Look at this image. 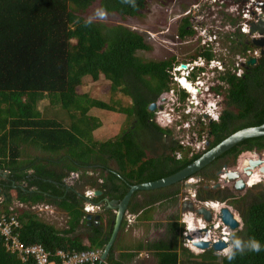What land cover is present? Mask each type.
Segmentation results:
<instances>
[{
	"label": "trees",
	"instance_id": "16d2710c",
	"mask_svg": "<svg viewBox=\"0 0 264 264\" xmlns=\"http://www.w3.org/2000/svg\"><path fill=\"white\" fill-rule=\"evenodd\" d=\"M96 3L102 12L116 15L120 22L108 24L84 18L83 14ZM146 7L147 0H0V196L3 200L0 216L9 213L8 208L14 201L26 206L13 211L21 225L20 240L25 244H41L50 251L103 250L111 235L114 214L105 211L106 226H94L91 221L89 227L84 226L85 214L81 210L84 185L88 190L101 192L100 196L90 198L91 202L105 197L119 200L127 185L168 176L200 156L191 148L187 156V147L164 140L170 133L153 122L154 112L148 111L147 106L156 101L163 103L172 84L169 71L179 61L192 63L198 57L208 63L213 58V50L206 42L201 44L205 48H200L198 56L196 50V54L178 61L174 57L142 60L136 53L149 51L150 47L145 36L125 22L127 18L141 16ZM237 15L231 18L221 15L219 25L224 30L219 36L222 39L225 34L235 35L237 39L230 41L234 43L229 51L235 56H244L245 62L235 65L234 60L229 70L219 76L224 88L216 86L215 89L221 96L222 110L218 121L207 125L208 145L204 151L240 128L264 123V45H256L238 27L234 28L241 19ZM190 18L188 14L182 19L176 37L193 35ZM208 32L211 34V29ZM252 57L255 62L248 63ZM233 69L240 73H232ZM84 77L91 81L101 77L108 82L107 103L76 92ZM117 94L127 98L128 104L122 105ZM175 94L177 103H182L183 91ZM48 97L54 99L56 107L38 109L37 105ZM90 109L117 112L131 118L136 124L134 128L142 129L150 139L161 138V147L167 148L169 154L147 155L135 129L114 140H93L92 132L101 123L88 115ZM200 136L196 132L197 139ZM263 147L264 136L245 139L193 175L211 178L221 165L233 164L240 152L260 151ZM30 148L42 155L31 156ZM220 160L221 164H217ZM111 161L114 169L109 167ZM3 172H7L5 179L1 178ZM255 181L250 180V184ZM22 184H25L24 190L19 188ZM208 189L211 188L200 186L197 198L221 201L231 197L227 190ZM176 191L177 185L149 191L139 207L154 205V201L169 198ZM37 203L63 212L65 228L57 231L53 225L39 220L29 209ZM229 203L239 213L244 226L233 235L234 259L217 256L210 250L194 255L182 248L187 258L179 260L176 245L162 243L158 264L188 261L264 264V187H250L247 193L240 198L233 197ZM79 226L83 227V233L74 235ZM170 228L177 236L178 224L171 223ZM245 236L252 243H259L261 250L252 251V244L243 245L241 240ZM113 251L112 246L102 264H117ZM0 264H21L15 253L6 250L1 236Z\"/></svg>",
	"mask_w": 264,
	"mask_h": 264
},
{
	"label": "rangeland",
	"instance_id": "374dc122",
	"mask_svg": "<svg viewBox=\"0 0 264 264\" xmlns=\"http://www.w3.org/2000/svg\"><path fill=\"white\" fill-rule=\"evenodd\" d=\"M147 0V7L146 9L142 12L141 16L135 17V18H127L125 25L131 28L132 30H135L139 33H142L145 38V42L149 45L150 49L149 51H138L136 55L141 58L142 60H162L165 58L169 57H174L177 59H186V56H190L193 54H196V50H198V53L196 54L197 56L201 52V47L205 48V45H201L206 43L207 41H212L215 40V42H208L209 48L213 50L215 54H212L213 56H219L225 65V69L229 70V62L232 57V53L229 51L230 46L234 43H230V41L236 40V36L233 35L231 36L230 34H225L224 40L220 39V36L217 35L216 30H213L212 34H209L208 31L205 32V39L203 38V30L200 29L197 26V22L199 20V17H197L198 12H202L203 8L198 7L196 4L200 2V0ZM207 0L206 2V24H205V29L207 28L208 25H214V27L218 24H220L221 21V15H230V17H237L239 13V5L242 2H245L246 0ZM194 6L190 10L195 11V15L190 18L192 20L191 26L192 29L194 30V33L192 36L189 37H182L178 38L176 37L179 31V27L181 25V20L180 16L184 15L182 14L183 11L185 12L186 7H189V4H193ZM238 5V6H237ZM190 8V7H189ZM191 12V11H190ZM116 16V15H115ZM111 14H106L102 12L99 9L98 4H94L91 6L88 11H86L83 14V17L91 20V21H100L103 23H108V24H116L120 22L119 17H115ZM196 25V26H195ZM207 25V26H206ZM234 28H237V25L234 26ZM208 30V29H207ZM211 36H214V39L209 40L208 38H211ZM207 40V41H206ZM203 52V51H202ZM212 52V51H211ZM195 55V56H196ZM195 60H198V57L195 58ZM183 63L182 61H179ZM211 78L214 76V73L212 75H209ZM172 81V79H171ZM174 82L172 81V84L169 86V88H172L174 90V93L171 95L170 90L167 93V100L165 105L169 106L171 103H177L176 100V90L177 87L173 84ZM76 92L78 94H86L89 98L99 100L101 102L107 103L110 97L109 93V85L106 80H103L101 77H99L98 80L96 81H91L90 78L84 77L81 80V84L76 88ZM203 93H201L202 95ZM169 96V97H168ZM119 98L122 102V105H127L128 104V99L122 97L121 95L117 94L116 96ZM189 98L188 95L185 94L184 97V103H186V99ZM206 98V96H205ZM204 98V99H205ZM155 107L152 110L154 112L153 114V122H155L158 125L166 126L170 125V123L166 122L164 119L166 118V115L161 111V113L155 114L157 111L156 105L160 104L159 102H154ZM56 107V102L54 101L53 98L48 97L45 98L42 102H40L37 105V108L40 110H44V108H55ZM163 107H165L163 105ZM49 109V110H51ZM198 110V109H197ZM221 105L219 108V113L221 111ZM165 111H169V108H166ZM190 116H184L183 113H181V119H187V125L185 123H178L181 124L180 126H184V128L180 129V131L175 132L169 131L170 133L169 136L166 138H163L164 140H167L168 142L170 140L173 141H179L180 140H186L189 139L190 141L197 142L200 139H197L195 130L191 126V123L193 122L192 117H196L195 123L198 124V129L199 133L203 134L207 132V123L206 121H202L201 118L196 115V109L193 110V112H189ZM88 115L94 116L99 119L101 126L94 130L92 132V139L95 141L103 142L106 140L110 139H115L118 138L119 136L123 135L125 132L129 130H137L135 133L136 135H139V143L144 147L147 153H155L157 154L159 152V147L157 143H154L150 141V138L146 135L145 132H143L142 129L133 128V126H136L135 123H131L133 121L131 118H125L123 114L117 113V112H107V111H101L97 109H90L88 111ZM62 117V116H61ZM152 120V119H151ZM181 121V120H180ZM201 122V124H200ZM197 130V129H196ZM158 141L161 140L157 139ZM163 140V142H164ZM167 142V143H168ZM197 146H201L200 143L196 144ZM29 152L31 153V156H41L42 153L34 148H30ZM250 151H242L238 154V156L235 159V162L232 164H226V165H221L220 169L225 166L227 168H233L234 166H238V164L241 165L240 159L250 157ZM150 156V155H149ZM188 156V153H187ZM262 158L264 159V154L262 155ZM221 161H218L217 164H221ZM246 163V162H245ZM109 167L112 169L114 168L113 164L109 162ZM219 169V170H220ZM217 170L213 177H204L203 179V185L202 187L206 189V185L213 187L218 183V175ZM5 175L6 173L3 172ZM89 174V173H88ZM254 174V173H253ZM257 176V174H254ZM213 183L212 185H210ZM221 185V184H220ZM225 188L220 189L219 188H211L208 190H220V191H225L227 190L230 193V196L232 197H241L245 193H247L248 187L242 189V190H237L232 188L231 183H226L224 184ZM209 187V188H210ZM88 190V186L84 185V188H82V191L86 192ZM183 193H180L178 196L179 202H174L168 201L163 204H158V206L153 207L152 210H147L146 213H157L159 212L160 214L162 213L160 219L158 218V224L156 225V229L153 230L154 234L157 236L156 241L158 242H163L166 243L170 246H175L176 245V251L179 255V260H184L187 258L186 253H183L182 250L185 249L181 246V239H180V232H179V227L181 230V225L177 222L178 219H180L181 216V210L179 208V204H182V199L185 195L184 191ZM83 193V192H82ZM230 197V198H231ZM1 198V196H0ZM144 198V196L142 197ZM141 198V200H142ZM238 199V198H237ZM192 203V202H191ZM193 204V203H192ZM177 206L178 209V214L177 216H174L175 219L172 218V216L167 212L168 208L170 207L171 209L174 208V206ZM12 207L15 206V203L11 205ZM49 209L45 210L43 213L40 214V220L43 221L46 224L53 225L55 229L58 231L62 230L65 228V214L59 210L56 209L54 206H48ZM232 211L235 214L236 217L240 218L239 213L232 207ZM183 215V214H182ZM170 218V219H168ZM173 222H177L178 224V230L176 232L177 236H175V232L169 231L170 225ZM243 220H242V226L240 230L243 229ZM165 228V229H164ZM80 230L83 233V228L79 229L78 235H80ZM174 233V234H173ZM174 237V238H173ZM155 241V242H156ZM243 242V245H251L252 242L245 236L241 240ZM242 247H247L243 246ZM183 248V249H182ZM186 250V249H185ZM233 250V247H232ZM211 251V250H210ZM191 253V252H190ZM192 254H197V253H192ZM195 261H188L184 262V264H193Z\"/></svg>",
	"mask_w": 264,
	"mask_h": 264
},
{
	"label": "built area",
	"instance_id": "2783aa9c",
	"mask_svg": "<svg viewBox=\"0 0 264 264\" xmlns=\"http://www.w3.org/2000/svg\"><path fill=\"white\" fill-rule=\"evenodd\" d=\"M207 1V0H206ZM215 1V0H213ZM212 1V2H213ZM207 3V2H206ZM263 0H246L245 2L240 3L239 13L241 15V19L237 23V27L240 29L241 32L248 35V38H256L259 37V33L250 34V25L251 23H257L261 18H264V6L262 5ZM238 6V5H237ZM208 27L205 29V32L208 31ZM214 33V32H212ZM211 33V34H212ZM209 40L214 39V36L208 38ZM207 41V40H206ZM208 42H215V40L208 41ZM213 53V51H212ZM245 62V57L242 55H237L235 58V65H242ZM194 63V62H193ZM213 63L215 65V72L212 80L203 86V93L201 96L203 99H200L199 96L191 95L188 100H186V105L183 110V114L190 116L189 112H193L196 109V115H198L201 120L206 121L205 123L209 124L211 122H217L219 117V108H220V101L221 96L216 92V86L223 87L219 76L223 74L226 70L224 65L220 61L211 60L209 64ZM192 69V63L186 64V68L184 70H179L178 67H173L171 69V79L174 82H178L180 79L187 80V77L190 75L189 71ZM232 73L235 70H230ZM236 74L240 73V70H236ZM211 74V73H210ZM178 75V76H177ZM197 87L201 84V81L195 77L193 82ZM195 87V89H197ZM202 93V90L200 91ZM206 96V98H205ZM205 98V99H204ZM198 109V110H197ZM162 110H157L155 114L158 112L161 113ZM168 116L167 113H164ZM175 120H181V123H187V120L182 122V119L179 115L174 116ZM193 122L191 126L196 132H199L198 124L195 123L196 117H192ZM201 124V122H200ZM173 124L162 126L166 127L170 131L178 132L180 129L184 128V124ZM187 125V124H186ZM197 129V130H196ZM206 132L201 134L200 140L197 142L190 141L189 139L176 141L178 145L182 147H190L193 153H199L205 149L206 146ZM200 143L201 146H197L196 144ZM190 150L188 156L190 155ZM176 158H179V154L176 153ZM255 156V155H254ZM233 169L222 167L217 175H218V183L220 189L225 188L224 184L231 183L232 188H234V181L230 182L227 180L226 173L230 172ZM203 179L197 176H191L186 178L184 182V197L182 199V204L192 202L195 208L203 207L205 209L213 210V205H217L218 209L212 212V217L210 221H206L198 216L196 213L191 211H185L182 214V222H185L184 229L182 231V242L181 245L184 248H192L199 252H204L206 250H210L211 246L222 241L227 246L219 251H212L217 256H227L226 250L232 248L231 247V234L235 231L231 230L226 224L223 223L222 219L220 218L221 209L228 208L232 210L231 206H229V200H232L233 197L226 199L222 202L211 200H199L197 198V191L202 186ZM211 183L210 185H212ZM221 184V185H220ZM207 188L210 186L206 185ZM213 188V187H210ZM235 189V188H234ZM91 190H87L83 193L85 198L90 199L93 197ZM3 200L0 198V203ZM50 205H33L30 207V210L35 209H42L48 208ZM19 208H26V206L18 203ZM98 208V207H96ZM93 206L88 205V207H83V211L86 213L92 212ZM10 211L13 210L10 208ZM129 218V216H127ZM197 224L196 225V222ZM190 221L192 226L195 228H203V230H199L195 234L190 233ZM21 228L20 222L18 221L17 217L13 213L9 214H2L0 216V236L4 240V246L7 251L11 253H15L18 258L20 259L21 264H96V262L100 261V256L102 254V250L100 249H86L80 251H67L64 249H57L55 251H50L45 249L41 244H25L20 240L19 229ZM198 240L200 241H207L209 247L207 249H201L195 246V242Z\"/></svg>",
	"mask_w": 264,
	"mask_h": 264
},
{
	"label": "water",
	"instance_id": "95a60500",
	"mask_svg": "<svg viewBox=\"0 0 264 264\" xmlns=\"http://www.w3.org/2000/svg\"><path fill=\"white\" fill-rule=\"evenodd\" d=\"M264 6V2L262 3ZM250 34L259 33L261 34V37L258 38H252V41L259 46L264 45V18H261L257 23H251L250 25ZM261 52H263V49H261ZM248 63H254L255 58L252 57L248 61ZM179 69H184V65H179ZM154 109V103H151L147 106L148 111H152ZM258 136H264V123L256 126H247L244 128H240L227 137H225L223 140H221L219 143H217L215 146L201 154L197 159L183 167L182 169L159 179L149 181V182H143L138 183L134 185H127L128 189L125 192V194L122 196L120 200H107L104 199V206L101 210H111L113 211L114 218H113V226L110 238L105 245L103 252L100 256V261L98 264H101L104 262L105 258L107 257L109 250L111 249L112 245L115 242L116 236L120 230L121 223L124 219L125 211L127 209L130 197L138 191H151L156 190L164 187H168L170 185H173L177 182L182 181L183 179H186L188 177H191L193 174L198 172L203 167L210 164L213 160H215L218 156L229 150L231 147L236 145L237 143L248 139L252 137H258ZM254 153L255 150H252ZM261 159H250L249 165L246 167H243V173L245 175H250L252 173L253 168H259V171L264 174V165L262 164ZM225 168V166H223ZM218 173V172H217ZM227 180L232 182L234 181V188L237 190H242L246 188L244 180L240 177V172L237 170L230 171L226 173ZM186 187V186H184ZM213 188H219V184H216L213 186ZM68 189V186H65V190ZM77 196H79V193H76ZM93 197H97L101 195V192L98 190H94L92 192ZM84 197V203L86 205L93 206L92 212L87 213L84 215L83 219L85 220L84 225L88 226L90 224L91 219L95 221L96 224L99 222V204L101 201H97L96 203L91 202L90 199ZM103 200V199H102ZM98 207V208H96ZM195 211L197 214L201 215L206 221H210L211 219V212L204 209V208H198L195 210L194 205L191 202L182 204V211ZM220 218L222 219L223 223L226 224L231 230H240V220L234 217L233 213L228 208L221 209V215ZM233 237V236H232ZM231 239V243H232ZM198 248L201 249H207L209 247V244L206 242H197L194 244ZM227 245L220 241L214 245L211 246V251H219L225 248Z\"/></svg>",
	"mask_w": 264,
	"mask_h": 264
},
{
	"label": "crops",
	"instance_id": "0c3cea01",
	"mask_svg": "<svg viewBox=\"0 0 264 264\" xmlns=\"http://www.w3.org/2000/svg\"><path fill=\"white\" fill-rule=\"evenodd\" d=\"M142 197H143V192H137L134 197H131L127 209L125 211V215H124L125 217L121 223L120 230L116 236L114 244L112 245L114 248L113 251L114 262H116L117 264H158L159 261L158 255L160 254V252H162L161 244L163 242L156 241L157 236L154 234L153 230L156 229L155 224H158V218L160 219L162 213L161 214L159 212L155 213L156 211L153 213H146L147 210H152L153 207H147V209L139 207V204L142 201L141 200ZM14 203H15L14 207L10 206L8 208L9 213H13L14 210L19 209L18 201L12 202V204ZM83 203L81 206V210L85 214V212L83 211V207L87 208L88 205ZM42 204L48 205L45 203H37L34 205H42ZM178 206L181 210L182 204H179ZM10 208L13 210L12 212L10 211ZM48 209L49 207L30 210V211L35 215H37L38 219L40 220L39 218L40 214ZM177 209L178 207L175 205L174 208L171 209L169 207L167 210V212L172 216L173 219H175L174 216H177L178 214ZM127 216H129V218H127ZM177 222L180 223V220L178 219ZM177 222H173V223H177ZM89 225L88 226L84 225V226L89 227ZM82 228H83L82 226H79L76 229L74 235H77L79 233L78 230Z\"/></svg>",
	"mask_w": 264,
	"mask_h": 264
},
{
	"label": "clouds",
	"instance_id": "9594fccd",
	"mask_svg": "<svg viewBox=\"0 0 264 264\" xmlns=\"http://www.w3.org/2000/svg\"><path fill=\"white\" fill-rule=\"evenodd\" d=\"M189 11V13H190V9L188 10ZM238 23V22H237ZM236 23V24H237ZM261 35V34H260ZM260 37V36H259ZM256 38H258V37H256ZM207 43H208V41H207ZM210 43V42H209ZM194 62V63H193ZM192 62V69L189 71V76L187 77V80H185L187 83H189V84H191L192 85V87L195 89V87H197L193 82H194V78L195 77H197L200 81H201V84L197 87V89H196V93H191V92H187V90H185V88L184 87H182L178 82H174L173 84L177 87V90H176V92L177 91H179V90H182L183 91V93L184 94H186V95H188L189 97L193 94V95H195V96H199V98L200 99H203V97L201 96V90H202V93H205V91L202 89L203 88V86L205 85V84H207V83H209L211 80H212V78H213V76H212V78L209 76V75H212L214 72H215V65L213 64V63H211V64H209V62L208 63H205L204 61H202V60H196V61H193ZM188 64H190V63H188ZM179 65H184L185 66V68H186V64L185 63H180ZM178 65V66H179ZM177 66V67H178ZM184 68V69H185ZM184 69H179V70H184ZM199 70V71H198ZM171 70L169 71V75H170V77H171ZM211 73V74H210ZM178 76V75H177ZM170 90V94L172 95L173 93H174V90L172 89V88H170L169 89ZM169 97V96H168ZM185 97V96H184ZM187 98V97H186ZM166 100H167V95L165 96V98H164V100H163V103H160V108H158L157 110H162V112H163V110H164V113H167L168 114V116H166V118L164 119L166 122H168V123H170L171 121H172V123L173 124H175V125H177L179 122L181 123V121L180 120H175L174 119V116L175 115H179L180 117L182 116L181 115V113H183V110H184V108H185V105H186V103H184V101L182 102V103H171L169 106H167V105H165V103H166ZM186 100H188V98L186 99ZM163 105L165 106V107H163ZM166 108H169V111H165V109ZM184 116H187V115H185V114H183ZM184 120H187V119H182V122L184 121ZM158 125V124H157ZM159 126V125H158ZM160 127V126H159ZM162 129H167L166 127H161ZM168 130V129H167ZM207 145H208V143L206 142V146H205V149H206V147H207ZM189 150H190V147L188 146L187 147ZM204 149V150H205ZM204 150H202L201 152H199L200 153V155L201 154H203L204 152H206V151H204ZM209 150V149H208ZM245 151H250V154H251V156L250 157H248V159H261L263 162H262V164L264 165V159L262 158V154H263V151H264V147L260 150V151H256L255 153L252 151V150H245ZM176 155V154H175ZM255 155V156H254ZM175 158H176V156H175ZM177 159V158H176ZM247 165H240V164H238V166L236 165V166H234L233 168H230V169H233V170H231V171H234V170H237V171H239L240 172V177L244 180V182H245V186L246 187H248V188H250V187H253V186H255V185H260V186H262V187H264V174H262L259 170H258V168L256 167V168H253L252 169V173L250 174V175H245L244 173H243V167H246ZM257 171V172H256ZM5 173H7V172H5ZM253 173H260V176L258 177L259 179L257 180V181H255L254 183H252V184H249V185H247L246 183H247V180H246V178H248V177H250ZM192 176H194V175H192ZM94 191V190H93ZM227 199H229V198H227ZM226 200V199H225ZM209 201V200H208ZM212 202H214V201H219V202H222V201H224V200H211ZM229 202H230V200H229ZM228 202V204H229V206H231L230 205V203ZM195 208V207H194ZM200 208H203V207H200ZM231 208H232V206H231ZM196 209H198V208H195V210ZM205 209V208H204ZM206 210H208V211H210L211 212V217H212V212H213V210H211V209H206ZM230 210V209H229ZM188 211H190V210H188ZM232 213H233V211L232 210H230ZM183 212H185V211H181V216H180V225H181V230H179V232H180V239H181V242H182V231H183V229H184V226H185V222H182L181 221V219H182V213ZM191 212H193V213H196L195 211H191ZM196 215H197V218H198V216H200L202 219H204L201 215H199V214H197L196 213ZM233 215H234V217H236L235 216V214L233 213ZM237 219H239L240 220V226H239V229L241 228V226H242V219H241V217L240 218H238V217H236ZM205 220V219H204ZM211 220V219H210ZM198 221V220H197ZM197 221L195 220V222H196V225H198L197 224ZM190 227H191V223H190ZM180 228V227H179ZM191 230H190V233L191 234H195L196 232H198L199 230H203V228H197V227H191L190 228ZM239 230L238 229H236L232 234H231V239L233 240V235L235 234V232H238ZM197 242H201L200 240H198ZM197 242H195V243H197ZM203 242H206V243H208L207 241H203ZM231 244V247H233V241H232V243H230ZM182 246V245H181ZM183 247V246H182ZM184 248V247H183ZM187 251H189V252H191V253H197V254H194V255H200V254H202V253H204V252H199V251H196L195 249H192V248H185ZM250 250H252V251H256V252H259L260 250H261V246L259 245V243H257V242H253L252 243V246H251V249ZM207 251V250H206ZM226 255H227V257H228V259L229 260H232V259H234L235 258V256H236V253L232 250V248H230V249H228V250H226Z\"/></svg>",
	"mask_w": 264,
	"mask_h": 264
},
{
	"label": "flooded vegetation",
	"instance_id": "af4514ba",
	"mask_svg": "<svg viewBox=\"0 0 264 264\" xmlns=\"http://www.w3.org/2000/svg\"><path fill=\"white\" fill-rule=\"evenodd\" d=\"M193 2H195L194 0H193ZM264 2V1H263ZM190 6V8L189 7H186V11L184 12L183 11V13L182 14H184V15H181L180 16V20L182 21V19L183 18H185L186 17V15H188V14H190L191 15V19H192V17L195 15V11L193 10H191V12L189 13V9H191L193 6H194V3L193 4H189ZM198 7H202L203 8V10H202V12L200 11V12H198V15H197V17H199V20H198V22L196 23L197 24V26L200 28V29H202L203 30V33L201 34V35H203V38L205 39V24H206V19H205V17H206V0H200V2L198 3V4H196ZM196 26V25H195ZM207 26V25H206ZM209 29H211V31H213V30H216V33H217V35H219V34H221V31H223L224 29L223 28H221L220 27V25L218 24V25H216L215 27H214V25H208L207 26ZM260 37H261V35H260ZM220 39H221V37H220ZM221 40H224V38H222ZM212 54H215L214 52L212 53ZM235 58H236V56H235V53H233L232 54V57H231V60H230V62H229V65L235 60ZM211 60H215V61H220L223 65H224V62H223V60H221V58L219 57V56H213V58L211 59ZM181 62H179V63H177L174 67H177L179 64H180ZM185 64H188V63H185ZM224 67H225V65H224ZM168 93V92H167ZM156 102H158V101H156ZM151 104V103H150ZM154 107H155V103H154ZM156 108L158 109V108H160V104L158 105H156ZM152 112V111H151ZM131 123H134V120L133 121H131ZM133 128H134V126H133ZM126 133V132H125ZM111 140H114L113 138L111 139ZM150 141H152V142H154V143H157L158 144V149H159V152L157 153V154H155V153H151V154H149V153H147V155H150V156H154V157H157V156H159L161 153H163L164 152V154H169V152H168V150H167V148H165V149H163L162 147H161V145H162V143H161V141H158L157 139H150ZM164 144V143H163ZM165 147H167V145H164ZM111 163L113 164V162L111 161ZM113 166H114V164H113ZM114 169V168H113ZM1 178H3V179H5L6 177L4 176V174L3 175H1ZM185 180L186 179H183L182 181H180V182H177V183H175V184H173V185H177V187H178V191H176L172 196H170L169 198H166V199H164V200H159V201H154L153 203H155L154 205H150V206H148V207H154V206H158V204H163V202H167V201H172V202H174L176 199H177V197H178V199L176 200V202L179 200V194L180 193H183L182 191H184V182H185ZM98 182H99V180H98ZM171 186V185H170ZM20 189H22V190H24L25 189V184H22L20 187H19ZM64 188H65V186H64ZM165 188V187H164ZM162 188H160V189H156V190H161ZM32 190H34V188H32L31 189V191ZM151 191H154V190H151ZM138 192H140V191H138ZM141 192H143V196L147 199V197L149 196L147 193L149 192V191H141ZM1 194V193H0ZM125 194V193H124ZM123 194V195H124ZM122 198V197H121ZM103 199V200H102ZM101 200H99V201H101V203L99 204V209H100V211H102V212H100V213H98L99 214V222H98V224H96L95 223V221L94 220H92L91 219V223H94V226H98L99 224L102 226V225H104V226H106V224H105V221H104V218H106L105 217V213L108 211H111L110 209L109 210H101L102 208H103V206H104V199H107V200H116V199H108V198H102ZM130 199H131V197H130ZM143 199V198H142ZM120 200V199H119ZM118 201V200H117ZM130 201V200H129ZM94 203H96V202H94ZM147 209V208H146ZM106 211V212H105ZM181 211H182V208H181ZM90 226V225H89ZM103 226V227H104ZM112 231V230H111Z\"/></svg>",
	"mask_w": 264,
	"mask_h": 264
},
{
	"label": "bare ground",
	"instance_id": "6f19581e",
	"mask_svg": "<svg viewBox=\"0 0 264 264\" xmlns=\"http://www.w3.org/2000/svg\"><path fill=\"white\" fill-rule=\"evenodd\" d=\"M179 84L182 86V87H184L185 88V90H187V92H191V93H196V89H194L193 87H192V85L191 84H189V83H187L185 80H183V79H180L179 80ZM263 154H264V151H263ZM262 154V155H263ZM251 156V155H250ZM240 161H241V164L242 165H249V161H250V159H248V158H246V160L244 159V158H242V159H240ZM246 162V163H245ZM258 170H259V168H258ZM257 172V171H256ZM254 174H257L258 175V177L260 176V173L258 174V173H254ZM254 174H252L250 177H248V178H246V180H247V185H249L250 184V180H252V179H259V178H257V176L256 175H254ZM254 183V182H253ZM252 184V183H251ZM218 209V206L217 205H213V210H217ZM190 223H191V221H190ZM191 227H193L192 226V224H191Z\"/></svg>",
	"mask_w": 264,
	"mask_h": 264
}]
</instances>
